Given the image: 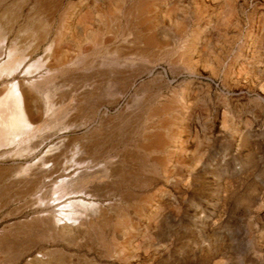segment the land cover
<instances>
[{"label": "rangeland", "instance_id": "rangeland-1", "mask_svg": "<svg viewBox=\"0 0 264 264\" xmlns=\"http://www.w3.org/2000/svg\"><path fill=\"white\" fill-rule=\"evenodd\" d=\"M0 66V264H264V0H0Z\"/></svg>", "mask_w": 264, "mask_h": 264}, {"label": "bare ground", "instance_id": "bare-ground-1", "mask_svg": "<svg viewBox=\"0 0 264 264\" xmlns=\"http://www.w3.org/2000/svg\"><path fill=\"white\" fill-rule=\"evenodd\" d=\"M127 63L129 62L125 61L124 67H114L106 73L111 78V81L113 83L120 84L125 79L127 74H125V72H128L126 71L125 66V64ZM0 68H2V66H0ZM29 126L30 122L28 120V114L22 101L21 93L18 90L17 85H13L9 87L6 90L4 96L0 98V128L2 131L0 133H2V141L6 142V144L14 142L22 132L29 128ZM3 142L0 143L2 144ZM2 145L5 144L3 143ZM68 196L69 197H67V199L74 198V195L71 193L70 195L68 194ZM60 203H62L61 215H63V217L66 219V221L63 223L62 229L70 230V228L72 227L71 224L74 223L73 215L76 214L74 207L82 209L86 206V204L83 200H69L68 202L62 201ZM47 228L49 229V231H54L56 229V226L50 220H48ZM34 264L44 263L41 259H36Z\"/></svg>", "mask_w": 264, "mask_h": 264}]
</instances>
